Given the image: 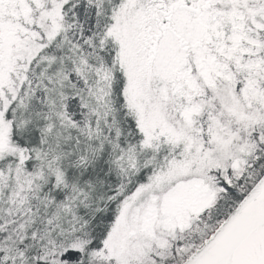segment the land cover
<instances>
[{
	"label": "snow or ice",
	"instance_id": "1",
	"mask_svg": "<svg viewBox=\"0 0 264 264\" xmlns=\"http://www.w3.org/2000/svg\"><path fill=\"white\" fill-rule=\"evenodd\" d=\"M0 264H264V0H0Z\"/></svg>",
	"mask_w": 264,
	"mask_h": 264
}]
</instances>
